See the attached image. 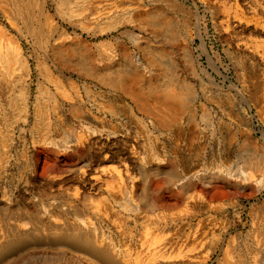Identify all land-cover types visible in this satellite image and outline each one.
<instances>
[{
    "label": "bare ground",
    "instance_id": "bare-ground-1",
    "mask_svg": "<svg viewBox=\"0 0 264 264\" xmlns=\"http://www.w3.org/2000/svg\"><path fill=\"white\" fill-rule=\"evenodd\" d=\"M202 6L237 53L238 19L252 23L264 61V0H0V264H264V240L214 227L213 172L188 146L226 77L201 58ZM238 151L241 167L217 156L214 174L262 197L263 145L248 135Z\"/></svg>",
    "mask_w": 264,
    "mask_h": 264
},
{
    "label": "rangeland",
    "instance_id": "rangeland-1",
    "mask_svg": "<svg viewBox=\"0 0 264 264\" xmlns=\"http://www.w3.org/2000/svg\"><path fill=\"white\" fill-rule=\"evenodd\" d=\"M187 4L191 5L190 2ZM238 6H254V0H238ZM200 11L203 17L198 25V30H200V36L203 37L206 50L201 58L205 60V57L209 55L211 59L216 61L218 72L220 71L226 77L223 79L222 76H219L216 83L211 86L208 85L207 89L211 98L201 99L200 102L203 101V106L209 111L210 120L207 123L209 125H203L202 123L206 122H201V125L197 127L201 138L198 137L188 146L191 149L192 159L196 160L194 154L201 153L204 156L201 160L207 163L210 171L213 172L208 178V184L202 188V196L214 227H226L228 234L231 235L249 233L255 243L260 246L264 240V195L259 196L251 182L241 185L237 184L234 178L215 175L217 168L214 160L216 161L217 156L223 155L225 158L229 157V164L241 167L242 159L240 156L242 153L238 150L248 135L254 137L264 147L262 138V133H264V61L258 59L253 52L252 44L257 38L247 30V27L251 26L252 23L238 19L237 53L231 47L229 34L225 32L223 38L219 37L217 30L212 25L211 13L203 6L200 7ZM135 31L144 35V31L138 28ZM191 33L192 37L196 38V42H200L195 26H192ZM128 46L132 51L134 50L130 43ZM180 71L185 74L182 68ZM257 75L263 77V83L259 80L254 81V77ZM253 83H257L259 86V103L253 102L249 98V91H252ZM235 90H238V94ZM219 93L225 97L222 101L227 102L223 107L218 104L220 101H214ZM228 103L231 105L233 103L231 108L234 110L232 112H226V109L228 110L226 106H231ZM223 114L227 115L224 116ZM171 136L175 138L176 134L173 133ZM176 146L179 147V144ZM40 158L35 156L37 168L35 174L50 176L49 164ZM150 182L151 179L148 183ZM162 191H167V189ZM137 193L134 190L133 196L136 197ZM156 193H158L157 189L146 197V204L151 202ZM218 201H222L223 204L220 205ZM136 227L135 223L129 221L127 225H124L125 230L133 233ZM126 232L124 233L125 243H127ZM211 258L214 259L215 255ZM260 260L261 256L259 255L255 264H260Z\"/></svg>",
    "mask_w": 264,
    "mask_h": 264
}]
</instances>
